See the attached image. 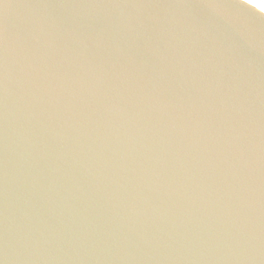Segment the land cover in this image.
Returning a JSON list of instances; mask_svg holds the SVG:
<instances>
[{
    "label": "water",
    "instance_id": "95a60500",
    "mask_svg": "<svg viewBox=\"0 0 264 264\" xmlns=\"http://www.w3.org/2000/svg\"><path fill=\"white\" fill-rule=\"evenodd\" d=\"M0 264H264V13L0 0Z\"/></svg>",
    "mask_w": 264,
    "mask_h": 264
},
{
    "label": "snow or ice",
    "instance_id": "6c2138e0",
    "mask_svg": "<svg viewBox=\"0 0 264 264\" xmlns=\"http://www.w3.org/2000/svg\"><path fill=\"white\" fill-rule=\"evenodd\" d=\"M248 2L255 5L259 10L264 11V0H248Z\"/></svg>",
    "mask_w": 264,
    "mask_h": 264
},
{
    "label": "bare ground",
    "instance_id": "6f19581e",
    "mask_svg": "<svg viewBox=\"0 0 264 264\" xmlns=\"http://www.w3.org/2000/svg\"><path fill=\"white\" fill-rule=\"evenodd\" d=\"M242 1H244V2H246V3H248L249 4V2H248V0H242ZM251 6H253V7H255V8H257L255 5H253V4H250ZM258 9V8H257ZM259 10V9H258ZM261 11V10H260ZM261 12H263L264 13V11H261Z\"/></svg>",
    "mask_w": 264,
    "mask_h": 264
}]
</instances>
